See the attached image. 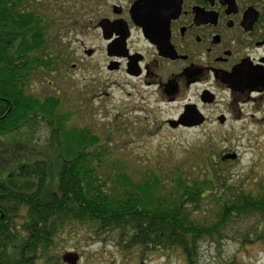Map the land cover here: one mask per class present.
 Returning a JSON list of instances; mask_svg holds the SVG:
<instances>
[{
    "label": "trees",
    "instance_id": "trees-1",
    "mask_svg": "<svg viewBox=\"0 0 264 264\" xmlns=\"http://www.w3.org/2000/svg\"><path fill=\"white\" fill-rule=\"evenodd\" d=\"M60 6L0 0V264H57L54 243L76 226L101 241L114 235L117 249L137 250L141 261L178 250L196 264L200 242L219 237L231 219L257 215L264 223V188L253 195L232 183L213 139L202 143L205 155L185 161L188 168L132 169L131 178L126 157L89 126L69 123L64 98L25 94L36 75L57 73L67 62V48L56 44L66 34L62 26L81 18ZM49 10L63 18L60 26ZM41 126L51 137L45 152L14 145L18 138L27 144ZM209 196L221 201L216 217L194 218ZM257 241L264 236L241 243Z\"/></svg>",
    "mask_w": 264,
    "mask_h": 264
},
{
    "label": "rangeland",
    "instance_id": "rangeland-1",
    "mask_svg": "<svg viewBox=\"0 0 264 264\" xmlns=\"http://www.w3.org/2000/svg\"><path fill=\"white\" fill-rule=\"evenodd\" d=\"M57 1L61 4L60 8L63 12L73 11L81 20L77 24V18H75L74 25L70 29L62 26L66 34L59 35L62 41L59 40L56 46L57 48L66 47L73 57H81L82 48L78 49L81 39L73 36L74 31L85 25L83 18L88 12L87 6L99 0ZM52 14L49 10V19L56 20L57 26H60L63 18ZM85 45L87 43L83 42L82 47L84 48ZM69 61H72L71 56L67 60L66 70L60 73V77L46 75V78L53 82L54 91L48 88L41 76L36 75L37 79L33 82L34 84H31L32 88H28L25 94L38 96L40 100L46 97L64 98L62 111L71 115L69 123L77 124L81 128L84 125L89 126L101 141L107 142L113 154L126 157V161L131 165L128 172L131 178L137 177L132 173V169L145 171L157 166L170 168L183 163V166L188 168L190 163L187 164L185 161L205 155L202 143L207 138H211L213 145L222 155L221 159L226 162L223 169L232 183L242 184V187L253 195L259 193L261 187L264 188V95H260L262 99L256 94L248 95V102L239 106L241 110L239 113L234 108L232 110L224 106L230 104L229 93L218 92L216 88L213 90L218 97L216 104L201 106L197 102L201 87L194 86L182 91L172 102H157L156 96L152 95L149 98L150 107H147V112L126 115L129 118L121 117L119 116V113H122L120 103L124 98L118 89V82L121 79L119 74H104L103 64H100L101 59L98 55L95 63L93 62L95 68L92 73L77 71L74 75L69 69ZM90 76L96 80L94 89L88 86ZM109 81L111 83L107 84ZM114 82L117 83V87ZM100 85H104V89L110 96L98 97L99 91L102 90ZM88 97L91 99L86 102V107L80 106L79 101L85 102ZM133 100L137 105L136 96ZM188 101L198 104L199 112L207 117L204 124L193 128L180 127L176 130L163 124L168 119L175 120ZM220 115L224 116L223 124L217 120ZM50 139L49 130L41 126L35 134L30 136L27 144L18 138L14 141V145L28 151L45 152L48 146H52ZM53 152L49 149L47 153L53 155ZM232 154L236 155L235 159L223 158ZM192 163L195 162L192 161ZM209 197L202 203L203 211L200 210V214L194 218L200 219L201 214L206 219L216 217L221 201L214 200L212 196ZM256 235L264 236V223L259 216L231 219L220 231L219 237L200 242L196 264H227L229 262V264H264L263 241L241 243L242 238L253 241ZM103 238L104 241L94 238L86 227L76 226L56 239L51 253L56 259L58 258V261L55 260L57 264H186L178 250L148 254L141 261L137 250L127 253L117 249L114 235ZM65 258L70 261H65Z\"/></svg>",
    "mask_w": 264,
    "mask_h": 264
},
{
    "label": "flooded vegetation",
    "instance_id": "flooded-vegetation-1",
    "mask_svg": "<svg viewBox=\"0 0 264 264\" xmlns=\"http://www.w3.org/2000/svg\"><path fill=\"white\" fill-rule=\"evenodd\" d=\"M136 1L99 0L89 4L83 18L85 25L73 35L81 39V57L67 54V60L71 56L68 64L74 75L77 71L92 73L97 55L104 74H119L118 89L124 98L119 116L129 118L126 115L147 112L152 95L157 102H172L194 86L201 87L197 98L201 106L216 104V88L229 93L230 104L224 106L239 113L248 95H264V0H181L177 16L167 30L158 31L155 43L149 42L131 20L130 9ZM83 42L87 43L84 48ZM66 64L51 75L60 77ZM42 79L50 90H55L46 75ZM88 80V86L94 89L96 80L93 76ZM103 86L98 97L110 96ZM204 92L212 95L211 104L202 101ZM90 99L79 101L80 106L86 107ZM198 104L188 101L183 109L186 105L198 109ZM169 120L174 119L163 124Z\"/></svg>",
    "mask_w": 264,
    "mask_h": 264
},
{
    "label": "water",
    "instance_id": "water-1",
    "mask_svg": "<svg viewBox=\"0 0 264 264\" xmlns=\"http://www.w3.org/2000/svg\"><path fill=\"white\" fill-rule=\"evenodd\" d=\"M181 0H137L130 9L132 22L142 29L144 37L151 43H155L158 38V31L168 27L169 22L177 16L180 10ZM105 28L104 25H102ZM155 29L156 32H155ZM210 97V99L208 98ZM204 103L211 104L213 102L212 95L204 92L202 95ZM219 123H224V117L218 118ZM205 123V117L199 112L196 106L186 105L182 115L178 120H169L167 125L171 129L193 128L201 126ZM224 159H235L236 155H226ZM65 261H70L65 258Z\"/></svg>",
    "mask_w": 264,
    "mask_h": 264
}]
</instances>
